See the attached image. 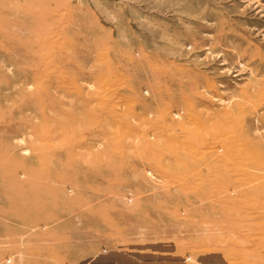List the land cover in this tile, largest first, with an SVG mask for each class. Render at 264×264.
<instances>
[{
    "label": "rangeland",
    "instance_id": "rangeland-1",
    "mask_svg": "<svg viewBox=\"0 0 264 264\" xmlns=\"http://www.w3.org/2000/svg\"><path fill=\"white\" fill-rule=\"evenodd\" d=\"M85 227L264 264V0H0V264Z\"/></svg>",
    "mask_w": 264,
    "mask_h": 264
},
{
    "label": "crops",
    "instance_id": "crops-1",
    "mask_svg": "<svg viewBox=\"0 0 264 264\" xmlns=\"http://www.w3.org/2000/svg\"><path fill=\"white\" fill-rule=\"evenodd\" d=\"M109 229L85 227L81 229V238L73 242L70 241V237H61L58 234L59 229L47 233L45 230L31 233L24 246V262L25 264H194L187 259L189 257L192 260L193 254L187 248L181 249L172 243L164 244L160 240L141 244L134 242L135 238H131L139 234V231L152 232L156 228L126 229L127 240L117 248L113 245L110 237L112 233ZM195 258L196 264H224L219 254Z\"/></svg>",
    "mask_w": 264,
    "mask_h": 264
}]
</instances>
